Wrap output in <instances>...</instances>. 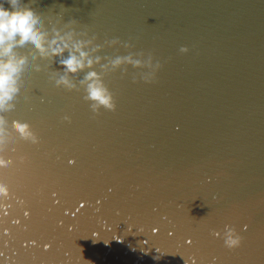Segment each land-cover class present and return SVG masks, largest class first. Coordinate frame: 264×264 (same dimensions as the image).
<instances>
[{
  "label": "water",
  "instance_id": "obj_1",
  "mask_svg": "<svg viewBox=\"0 0 264 264\" xmlns=\"http://www.w3.org/2000/svg\"><path fill=\"white\" fill-rule=\"evenodd\" d=\"M17 7L47 52L12 49L25 63L0 110V264H264V0ZM61 37L71 51L53 55ZM77 44L93 64L70 73ZM90 72L115 110L87 99Z\"/></svg>",
  "mask_w": 264,
  "mask_h": 264
},
{
  "label": "clouds",
  "instance_id": "obj_2",
  "mask_svg": "<svg viewBox=\"0 0 264 264\" xmlns=\"http://www.w3.org/2000/svg\"><path fill=\"white\" fill-rule=\"evenodd\" d=\"M8 3L11 5V9L5 8L3 3H0V110L5 107L7 102L18 91L16 79L25 63L24 57L16 58L12 55V49L16 45L23 46L25 43L31 42L41 54L47 52L44 43L45 34L37 27L40 23V17L30 7L18 8L19 0H8ZM17 37H19L18 40ZM51 44L54 45L51 48L53 55H62L66 49H69L63 37L59 40H52ZM69 51L71 50L69 49ZM182 51H187V49L184 48ZM76 52H79V57L72 53L68 59L61 61L67 72L77 73L86 66L84 61L87 59V53L82 50L80 44L76 45ZM121 62V59L118 58L114 61V64L119 65ZM92 64L93 61L87 59V66L91 67ZM86 79L90 81L87 99L115 110L116 105L113 98L108 90L102 86V82L98 80V74L90 72ZM58 83L67 84L68 81L62 78ZM93 107L95 108L96 106L93 105ZM2 122V118H0V123ZM15 127L22 134H26L29 126L16 122ZM241 239L237 233H230L226 243L229 248H235L241 244Z\"/></svg>",
  "mask_w": 264,
  "mask_h": 264
}]
</instances>
